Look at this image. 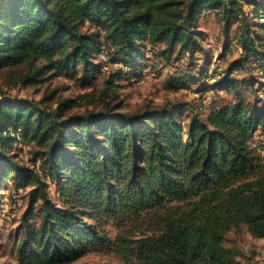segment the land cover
<instances>
[{
	"label": "trees",
	"instance_id": "1",
	"mask_svg": "<svg viewBox=\"0 0 264 264\" xmlns=\"http://www.w3.org/2000/svg\"><path fill=\"white\" fill-rule=\"evenodd\" d=\"M243 2L257 21L246 26L262 35L243 33V60L211 73L201 22L207 12L239 17ZM148 52L202 54L199 72L215 80L207 90L236 100L185 126L183 106L130 113L105 93L100 111L67 115L72 99L47 111L0 92V191L29 189L22 264H69L91 251L115 252L124 264H234L237 252L224 244L231 229L264 238V160L253 146L257 133L264 142V97L251 103L240 93L258 84L264 94V83L233 76L248 63L264 72V0H0V73L26 66L25 84L79 73L85 80L102 70L103 55L131 70ZM18 142L36 147L38 167L19 159ZM142 218L151 233L112 241L111 220Z\"/></svg>",
	"mask_w": 264,
	"mask_h": 264
},
{
	"label": "rangeland",
	"instance_id": "2",
	"mask_svg": "<svg viewBox=\"0 0 264 264\" xmlns=\"http://www.w3.org/2000/svg\"><path fill=\"white\" fill-rule=\"evenodd\" d=\"M253 11V6L243 2L239 17L232 14L226 17L223 12H207L200 29L206 35L203 45L211 60L208 65L211 73L215 69L225 72L235 61L243 60L245 32L246 35H262L257 25L252 28L246 26L249 21L250 24L257 22ZM242 19H245L244 25ZM226 27L228 33L225 32ZM227 43L229 47L226 51ZM111 51L108 50L110 55ZM103 56L105 63L102 70L85 80L79 73L25 84L22 78L27 73L26 66L8 68L0 73V92L12 99L38 104L47 111L57 109L61 101L72 99L75 106L67 115L100 111L105 106V93L109 96L111 105L119 103L121 111L130 113L141 112L147 107L183 106L185 111L180 119L185 126H188L193 115L206 119L211 109L236 100L234 93L207 90V86L212 85L215 80L207 76L204 78L199 72L200 67L204 65L202 54L190 59L187 54L182 57L177 52L170 57L148 52L150 59L142 57L137 61V68L131 70H127L117 59L111 60L108 56ZM233 76L264 83V72L258 64L248 63L242 69H233ZM258 87V84L256 87L244 84L240 93L246 101L254 103L260 95L264 97V94H258ZM52 93L53 98L46 100ZM257 142L258 146L255 145ZM253 146L258 149L260 157L264 160V142L258 133L255 135ZM35 149L29 142H18L14 146L21 161L38 167L39 162L33 155ZM48 192L51 199L60 203V194L55 183L50 182ZM28 194L29 189H17L10 184L0 191V264H22L18 259V246L23 238L24 216L29 206ZM38 215L35 211L30 223H38ZM151 226L150 221L143 218L122 226L111 220L106 229L112 241H115L117 237L135 238L143 232L151 233L147 231ZM224 244L237 252L234 264H264V238L252 236L244 225L231 229ZM69 264H124V261L115 252L91 251Z\"/></svg>",
	"mask_w": 264,
	"mask_h": 264
},
{
	"label": "built area",
	"instance_id": "3",
	"mask_svg": "<svg viewBox=\"0 0 264 264\" xmlns=\"http://www.w3.org/2000/svg\"><path fill=\"white\" fill-rule=\"evenodd\" d=\"M103 58H104V60L106 59L104 56H103ZM255 145H257V143Z\"/></svg>",
	"mask_w": 264,
	"mask_h": 264
}]
</instances>
